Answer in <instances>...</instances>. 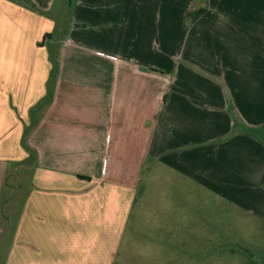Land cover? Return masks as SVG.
I'll list each match as a JSON object with an SVG mask.
<instances>
[{"label": "crops", "instance_id": "crops-1", "mask_svg": "<svg viewBox=\"0 0 264 264\" xmlns=\"http://www.w3.org/2000/svg\"><path fill=\"white\" fill-rule=\"evenodd\" d=\"M263 129L264 0H0V201L30 171L4 264L182 251L218 226L199 191L262 220Z\"/></svg>", "mask_w": 264, "mask_h": 264}, {"label": "rangeland", "instance_id": "rangeland-1", "mask_svg": "<svg viewBox=\"0 0 264 264\" xmlns=\"http://www.w3.org/2000/svg\"><path fill=\"white\" fill-rule=\"evenodd\" d=\"M53 16L55 21L63 22L66 19V12L62 16L54 12ZM262 132L264 133V129ZM262 140L264 142L263 135ZM29 179L30 171L26 168L9 169L6 178L5 202L11 200L12 202L6 206L7 203L0 201V224L8 207L11 215L8 218L7 226L9 227L6 233L0 235V264L5 263L11 227L21 204L20 199L28 188ZM252 200L254 198H249V201ZM256 205L250 202L244 203L246 214L241 215L232 204L217 197L207 196L205 201L202 192L199 191L192 198L189 208L193 216L207 217L213 224L218 225L207 230V236L200 234L182 236V251L178 252L171 250L169 241L164 237L165 246L170 250L149 252L148 258L140 257L141 253H137L145 244L141 239L134 240L135 250L133 252L137 253V256L126 252V247H128L126 239L130 236H125L115 264H126L127 262L130 264H166L168 262L170 264H264V212L260 215L262 220L249 214L251 210H257ZM194 208L195 211L192 210ZM195 231L198 232V229Z\"/></svg>", "mask_w": 264, "mask_h": 264}, {"label": "trees", "instance_id": "trees-1", "mask_svg": "<svg viewBox=\"0 0 264 264\" xmlns=\"http://www.w3.org/2000/svg\"><path fill=\"white\" fill-rule=\"evenodd\" d=\"M50 35H44L43 40H46L50 38ZM40 43L39 45H41ZM49 62L51 64V69L49 73V78L46 84V95L45 97L37 104L35 109H40L43 106H46L49 104L52 100V88L55 85L57 72L59 68V54L55 49H49ZM31 158H34L33 155H31Z\"/></svg>", "mask_w": 264, "mask_h": 264}]
</instances>
